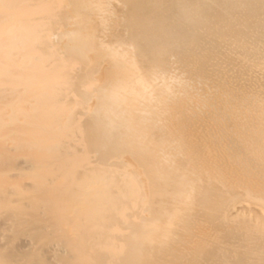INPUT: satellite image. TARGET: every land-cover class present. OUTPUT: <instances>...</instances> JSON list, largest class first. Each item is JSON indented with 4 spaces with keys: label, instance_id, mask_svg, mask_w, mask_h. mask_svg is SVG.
I'll return each mask as SVG.
<instances>
[{
    "label": "bare ground",
    "instance_id": "bare-ground-1",
    "mask_svg": "<svg viewBox=\"0 0 264 264\" xmlns=\"http://www.w3.org/2000/svg\"><path fill=\"white\" fill-rule=\"evenodd\" d=\"M0 264H264V0H0Z\"/></svg>",
    "mask_w": 264,
    "mask_h": 264
}]
</instances>
